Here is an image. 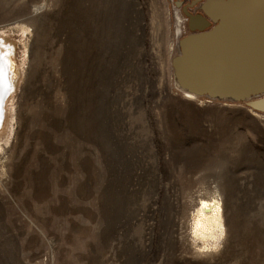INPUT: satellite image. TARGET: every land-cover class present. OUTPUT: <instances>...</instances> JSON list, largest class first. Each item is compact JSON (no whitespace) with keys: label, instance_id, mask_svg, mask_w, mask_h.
Segmentation results:
<instances>
[{"label":"rangeland","instance_id":"1","mask_svg":"<svg viewBox=\"0 0 264 264\" xmlns=\"http://www.w3.org/2000/svg\"><path fill=\"white\" fill-rule=\"evenodd\" d=\"M188 1L0 0L21 62L0 264H264V94L184 95ZM211 200L223 233L202 244L192 216Z\"/></svg>","mask_w":264,"mask_h":264},{"label":"water","instance_id":"2","mask_svg":"<svg viewBox=\"0 0 264 264\" xmlns=\"http://www.w3.org/2000/svg\"><path fill=\"white\" fill-rule=\"evenodd\" d=\"M200 1L183 8L191 34L172 62L179 87L234 101L264 94V0H205L202 14L187 11Z\"/></svg>","mask_w":264,"mask_h":264},{"label":"bare ground","instance_id":"3","mask_svg":"<svg viewBox=\"0 0 264 264\" xmlns=\"http://www.w3.org/2000/svg\"><path fill=\"white\" fill-rule=\"evenodd\" d=\"M2 34L3 32L0 34V141L2 139L3 141L6 140V137L10 134V122L6 119V125L3 126V119H5V115L9 118L13 95L21 79V62H17L14 45L4 40ZM193 94L197 93L191 91L190 93L185 92L184 95L193 99L195 98ZM233 98L243 100L240 96ZM251 106L258 110H264V100L252 103ZM222 233L223 224L219 202L215 200L202 201L192 216V237L201 242L206 240L214 242Z\"/></svg>","mask_w":264,"mask_h":264},{"label":"flooded vegetation","instance_id":"4","mask_svg":"<svg viewBox=\"0 0 264 264\" xmlns=\"http://www.w3.org/2000/svg\"><path fill=\"white\" fill-rule=\"evenodd\" d=\"M192 1H194V0H189V1H188L189 3L185 4L184 6L182 5V9H183L184 7L190 5V4L192 3ZM187 11L190 12V11H191V8H188ZM191 14H193V13H191ZM196 14H200V13H194L193 15H196Z\"/></svg>","mask_w":264,"mask_h":264}]
</instances>
